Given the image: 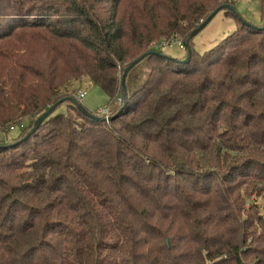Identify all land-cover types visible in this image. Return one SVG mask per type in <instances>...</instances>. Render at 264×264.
Instances as JSON below:
<instances>
[{"label":"trees","instance_id":"16d2710c","mask_svg":"<svg viewBox=\"0 0 264 264\" xmlns=\"http://www.w3.org/2000/svg\"><path fill=\"white\" fill-rule=\"evenodd\" d=\"M232 2L0 0V264H264V24L149 53ZM82 76L114 118L65 101L22 139Z\"/></svg>","mask_w":264,"mask_h":264},{"label":"rangeland","instance_id":"374dc122","mask_svg":"<svg viewBox=\"0 0 264 264\" xmlns=\"http://www.w3.org/2000/svg\"><path fill=\"white\" fill-rule=\"evenodd\" d=\"M233 8L235 9V15L240 18L242 22H249L251 24L260 25L264 24V3L263 0H232ZM237 22L231 16L224 13L223 10L218 11L212 19L203 27L199 32H197L190 41V48L196 54H203L209 49H211L218 41L226 37L231 33L236 27ZM182 41L180 37H176L174 40H170L169 43L161 41L159 44H155L154 50L162 52L163 55H167L172 58H182L186 53V46L184 49L179 48L177 41ZM166 43V44H165ZM157 45V46H156ZM85 89L84 96L78 100L79 104L86 108L89 112L94 114L98 113L99 110L106 108L109 104L107 96L94 84L89 82L88 77L82 76L77 81L72 82L69 85L70 91L74 94L77 89ZM59 112H65L66 106L62 104L58 107ZM24 122H27L24 120ZM41 134L45 133L46 130L40 131ZM16 133L10 132L9 137L15 135ZM3 136V131H0V137ZM24 137V136H23ZM23 139V138H22ZM21 139V140H22ZM16 141V143L20 142ZM256 145L259 150V154L264 156V152L261 151L260 135L256 137ZM258 161H262L261 155H254ZM254 167L261 166L263 164L256 165ZM242 167L241 171H247ZM5 176V175H4ZM237 179H242L238 174L235 175ZM14 182V181H13ZM16 183V182H14ZM247 189L243 187L241 192L245 194ZM250 204L257 205L259 212L264 216V194H255L252 192L250 198L248 199ZM250 204L246 207L249 208Z\"/></svg>","mask_w":264,"mask_h":264},{"label":"water","instance_id":"95a60500","mask_svg":"<svg viewBox=\"0 0 264 264\" xmlns=\"http://www.w3.org/2000/svg\"><path fill=\"white\" fill-rule=\"evenodd\" d=\"M222 9H228L231 10L232 12L235 13V9L230 6L229 4H225L222 6L217 7L214 11H212L200 24L199 26H197V28H195L189 35L188 39L186 40V56L185 58L182 60L183 63H187L189 61V59L191 58V48L189 45V41L192 39V37L199 32L203 27H205V25L212 19V17L220 10ZM248 24V23H247ZM149 53H154V54H160L158 51H150ZM147 54V53H146ZM143 54L142 56H140L139 58L133 60L132 62H130L123 70V73L121 75V79H120V85H121V90H122V97H123V105L121 106V108L119 109L118 112H120L124 106L127 103V93H126V88H125V78L127 73L129 72L130 69H132L140 60H142V58L146 55ZM166 58H171L167 55H164ZM65 101H69L71 104H73V106H75L79 111H81L84 115L95 119V120H103V121H110L112 118H114V116H107V117H99L96 116L94 114H92L91 112H89L86 108H84L82 105L79 104V102H77L73 97H64L61 98L59 100H57L55 103H53L51 106H49L46 110H44L34 121L32 127L30 128V130L24 135L23 139L29 137L31 134H33L40 126V124L43 122V120L48 117L61 103L65 102ZM118 114V113H117Z\"/></svg>","mask_w":264,"mask_h":264},{"label":"built area","instance_id":"2783aa9c","mask_svg":"<svg viewBox=\"0 0 264 264\" xmlns=\"http://www.w3.org/2000/svg\"><path fill=\"white\" fill-rule=\"evenodd\" d=\"M166 44V43H165ZM177 44L179 46V48H184V45H183V42L180 40V41H177ZM85 94V91L83 89H80L77 91V94H76V98L77 99H80L84 96ZM117 102H120V100H117ZM109 109L108 108H105V109H102V110H99L98 113L104 117H107L109 115ZM13 127L11 126L10 129H12Z\"/></svg>","mask_w":264,"mask_h":264}]
</instances>
